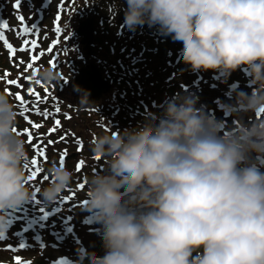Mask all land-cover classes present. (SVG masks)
Returning a JSON list of instances; mask_svg holds the SVG:
<instances>
[{"label":"clouds","instance_id":"9594fccd","mask_svg":"<svg viewBox=\"0 0 264 264\" xmlns=\"http://www.w3.org/2000/svg\"><path fill=\"white\" fill-rule=\"evenodd\" d=\"M125 2L128 28L158 26L181 41V58L193 71L227 77L246 66L254 87L236 94V106L261 116L221 135L222 122L198 108L197 97L177 94L135 128L95 133L88 151L105 167L87 177L85 198L105 253L89 254L90 264H264V171L253 157L264 156V0ZM59 78L51 65L33 76L46 85ZM78 103H93L87 90ZM18 111L0 91V222L3 210L33 195ZM45 177V202L77 183L66 163H50Z\"/></svg>","mask_w":264,"mask_h":264},{"label":"trees","instance_id":"16d2710c","mask_svg":"<svg viewBox=\"0 0 264 264\" xmlns=\"http://www.w3.org/2000/svg\"><path fill=\"white\" fill-rule=\"evenodd\" d=\"M93 2L96 8V15L99 14V11H101L103 7L109 11L107 20L105 21L102 19L100 23L103 24L96 25L95 27L94 36L96 39L93 44L94 53L99 52L98 67L103 78L111 85L109 92L103 94L93 105L90 104L88 105L89 107L81 106L78 103L80 92L76 94L75 88L73 89L70 87V96H65V98L63 91L61 92L64 86L55 83L53 86L47 88L48 92H52L51 98L47 102L42 101L39 104L42 111L47 110L50 113V117H43L40 112H36L34 110L36 107L34 106L35 98L29 99V101L32 102V108L29 109V119L42 125L40 129L31 128V131L34 134L36 143L43 142L47 147V159H40V166L43 169L41 175L43 176L45 174V169L50 163L59 162L56 158V154L59 156L58 152H60V148L63 149V147H65L64 149L66 150H71L70 153L75 151L79 153L76 159H65V163L70 169L76 170V164L81 160L84 161L83 168L80 171L76 170L77 183L73 188L68 189L64 194L60 195L57 198L59 200L55 203L54 201L45 202L43 200L47 205H49V203H54L51 208H47L57 209L56 213H54L55 219L53 220L57 221L60 220V218L67 217L74 224L76 223V225H87V222L83 220L78 222L79 219L76 218L81 210L80 202L82 203V200L86 199V187L80 189L78 185L80 183H85L86 185V179L93 171H103L105 167V162L102 159H95L88 151L87 143L93 135H91L88 128V131L85 130V126H88V122L92 123L98 119L97 121L99 123L97 124L94 122V126H105L110 121L111 124L113 123L121 127L119 132L124 129L137 127L138 124L143 123L146 113L154 112L159 114L162 112V105L168 100H171L170 97L172 93L178 89V77L181 78L182 76V73H177L178 77L175 79V82H173L169 78V73L172 71H168V61H165V58L173 54L177 57L180 53L179 56H181V50L183 48L181 41H176L172 44L169 40L171 36L164 35L160 32L158 26L150 27L144 24L138 26L135 30L129 29L124 23L125 0H93ZM112 24L118 26V33L115 27V33L113 34L114 30L112 31V29L114 28H112ZM127 40H130V43L125 45L127 44ZM164 43H166L165 47H163ZM85 52L86 50H81V55L76 60H81L82 54ZM61 55L62 53L59 55L60 61H63L64 58L68 56V54ZM43 58L44 57H41L40 61L47 64L46 60H43ZM170 60L172 61L173 59ZM4 61H6V57L3 58L0 56V76L1 79H3L0 88L2 87V90L13 99L17 106L19 105V101H16L15 94L20 91L13 89L15 88L14 85H8L7 79H19V82H22L26 72L21 71L24 68L23 66L16 69L9 61H7V64H4ZM59 65L61 66L62 62ZM38 66L37 64L34 67L38 68ZM34 67L32 69H34ZM32 69H29V71ZM181 70L180 68V71ZM5 72L10 73V76L5 77ZM27 76H29V74H27ZM32 82L35 83V80L33 79ZM36 89L41 93V96L46 94L45 86L37 87ZM20 93L24 95L22 92ZM55 97L59 99H55ZM148 100L151 101V104L147 103ZM57 106L61 109L59 113L55 111ZM74 109H79V114L73 116L71 112H75ZM97 109L99 112L92 115L93 111ZM18 110L20 119L18 130L23 132V129L29 128L30 125L20 115L23 109L20 107ZM65 113L69 116L71 114V119L66 118ZM89 116H93V118ZM56 119H60L62 124L56 133L49 134L48 129L55 126L54 121ZM79 126L83 129H79ZM100 131L101 128H99L98 132ZM65 133L69 135L61 142L59 137ZM72 133H74L75 136L71 135ZM21 136L26 139L30 156L29 163H31V159L35 156V150L33 146L28 143L27 135ZM49 139L56 141V143L47 145ZM77 140L82 141V148L77 144ZM69 145H71V148H69ZM59 149L60 151H58ZM85 151H87L86 154ZM92 167L96 168L88 170ZM37 182H39L38 185H46L48 180L41 177L35 183ZM68 196H72V198H66ZM70 201L71 203H69ZM72 210H76V215H72L69 212ZM85 211L86 210H83V212Z\"/></svg>","mask_w":264,"mask_h":264},{"label":"rangeland","instance_id":"374dc122","mask_svg":"<svg viewBox=\"0 0 264 264\" xmlns=\"http://www.w3.org/2000/svg\"><path fill=\"white\" fill-rule=\"evenodd\" d=\"M47 1L48 0H21L20 8L16 9L14 8L15 0H0V5L3 7L1 15L6 16L7 21L9 23V28L6 30V33L9 36L10 43H12V45L17 47V55L15 57V61H17L18 63L23 61V65H24L23 71L26 72L25 78L23 79L22 82H20V85H22V87L14 85L15 88L13 89H17L20 92H22L24 94L25 100L29 104L32 103L31 101H29V99H32L34 97L29 95L27 91L28 88L36 89L37 87H42V86H46L47 88H49L53 86L54 84L53 85H46L43 83L36 84L32 82V80L29 81L26 77H27V74H29V76L32 75L33 69L29 71V69H27V64L33 63V67L37 64L39 66L40 65L53 66L52 62H54L57 65L56 68L60 72V78L57 81V84H62L64 86L63 87L64 89L61 90V92L63 91L64 97L70 96V93H69V91L71 90L70 87L74 89L76 85L74 81V78H75L74 75L76 74V69L82 67V65L88 62L93 63V64H95V62L97 64L99 63L97 62L99 52H97L96 54L95 53L93 54L92 50L89 53V56L85 57L86 61L84 60L83 54H82L81 60H76L81 55V50H82L81 48L82 44L79 42L82 36L81 35L79 36L78 34H76V30L77 28L80 27L79 24L82 20L85 21L88 18H91V16L95 20L93 24L94 28L96 27V25L97 26L99 24L102 25L103 23H100V21L102 19L106 21L108 18L107 16L109 14L108 13L109 11L107 9H104L103 7V9L99 11V14L96 15L95 14L96 8L94 6L93 0H49L48 2ZM61 3H63L64 5L62 12H60ZM58 13L61 15V20H60L61 32L60 33L55 32L56 16ZM21 14L25 17L26 23H28L29 26H31L32 24H36L37 26H39V35H37L36 31L30 32L28 34L19 33L18 30L21 28V24L19 20L17 19V17L18 15H21ZM29 17H31V19H29ZM115 27L117 28L116 30L118 33V26L117 25L115 26V24H112V28H114L112 29V31L114 30L113 34L115 33ZM61 36L63 37V39L56 46L55 51L49 53L47 49L49 45L51 44V42ZM31 39H37L39 41L40 47L37 51L40 50V52L44 53L42 57H44L43 60H46L47 64L40 61L41 58H39L36 62L31 61L30 55H32L33 52L31 50L30 45L27 46L28 50L20 51L22 47H25L23 44V41L31 40ZM95 39H96L95 36H92V42H94ZM169 40L170 42H172V44L176 42L172 38L171 39L169 38ZM126 43L127 44L125 45H128V43H130V40H127ZM165 46H166V43L163 44V47ZM0 47L3 49V50L0 49V56L5 55L7 58H10V55L6 53L7 51L5 52L4 45L0 43ZM67 48H69L68 56L65 57L63 61H60L59 55L61 53L62 55L67 54L65 51ZM39 53H36V54L39 55ZM21 55L23 56V59L19 61V56ZM165 60L168 61L169 60L168 57L165 58ZM15 61H9V62L10 64H12V63H15ZM61 62H62V65L60 66L59 64ZM4 64H7V62L5 61ZM170 64L171 63H169V65ZM180 64L181 65L184 64L186 66V72H187L186 76L179 78L177 76L178 74L176 72L177 70L175 69V67L168 66V71L172 70V72L169 73L170 74L169 78L173 82H175V79L178 77L179 81L177 82V84L179 85L180 83L181 85H183L182 88L185 89L187 92L195 95V97L201 94L200 89L203 86H205L204 83L207 84L210 79H214L210 81V83H208V87L211 83L215 84L216 92L210 95H205L203 97H197L198 99H197L196 106L198 108L203 107L206 114L209 115L213 120L222 122L223 130L221 132V135L231 130L240 128L242 123L249 124L251 123L252 119L254 118L258 119L261 116L260 112L249 113L245 111L243 108H239L238 106H236V94L237 93L243 91L245 93L251 94L253 91L254 86H252L250 83L252 77L250 73L248 72V69L246 66L242 65L238 69L232 71L230 75L225 77L224 75L219 76L217 72L218 70H214V69H208V70L201 69L200 73H202V75L200 74L197 75V71H193L190 65L185 64L183 62L182 58L180 60ZM87 65L88 64H86L84 67L90 69L88 67L89 65L88 66ZM1 83H3V79H1V76H0V84ZM219 86L221 88H219ZM188 89H191V91H188ZM0 91H3L2 87L0 88ZM48 93H50L52 96V92H48ZM101 96L98 99L94 100L93 103L91 104L93 105L94 102L98 101L101 98ZM55 99H59V98L55 97ZM205 101L207 102V104L209 103L210 106L206 107ZM147 103L151 104V101L148 100ZM229 105H232V107L229 108L228 107ZM34 106H37L35 101H34ZM20 107L21 106L19 103V105H17V108H20ZM226 110L228 114L226 113ZM74 111L75 112L73 113L71 112L73 116L75 114H79L78 112L80 110L74 109ZM98 112L99 110L97 109L93 111L92 115ZM89 117L93 118V116H89ZM97 120L95 121L89 120V121H94L95 123L98 124L99 122ZM94 122L92 123L88 122V126H85V130H87L88 128V130L91 132V135H94L95 132L97 133L99 128H101V131H107L111 128V130L114 132H119L121 128L119 125H116L113 123L111 124L110 121L105 126L101 125V127L94 126ZM79 129H83V128L79 126ZM72 144H76V143H72ZM64 148L65 147H63V149L60 148L61 151L60 149L58 150L60 151L58 152L59 156L58 154H56V158L58 161H59L60 154L64 150H66ZM69 148H71V145H69ZM70 151L71 150H67L68 155L71 156L67 160L78 158L79 153H76L77 151L72 152V153H70ZM86 153L87 151H85V154ZM253 157L257 159L258 156H256L255 153H253ZM260 157L264 158V156H260ZM32 167L34 166H32L31 163H29V167L27 169L29 174H30V169ZM260 170L264 171V168L261 167ZM41 177L44 178L45 174L43 176L40 175L38 178L34 180L38 181L39 178ZM57 200L59 199H56L54 203ZM54 203L49 207L51 208L54 205ZM69 203H71V201ZM73 206L77 208L75 205ZM19 208H22V206H19ZM69 212L72 215H76V210H72ZM82 212L83 211L80 210L78 216L76 217L77 219H79L78 222L85 220L83 218H86L89 216V214L85 212L82 213ZM3 214L5 215L6 219L3 222H0L1 223L0 232H7L8 229L6 230L7 228L6 225L10 222V220L14 218L9 214H6V213H3ZM24 220L26 221L28 220V218L25 217ZM60 222L61 220H57V223L59 224V226L62 225L60 224ZM88 223H90V221H88ZM81 227H83V225H81L80 228ZM30 230L33 233L31 235L30 234L27 235L28 242L25 248L18 249L16 247V244L19 242V239L18 237H16L15 233L12 235L11 234L7 235L5 239L0 238V240L2 241L0 245V250H2L1 252L4 254L3 257L0 256V264H10L11 258L12 260L16 261L15 256L16 257L19 256L22 260H28L27 257L30 258L31 262L28 260L30 264H77L78 261H79V264H90L89 257H87L88 255L87 256L85 255L87 258L81 257V256H84V254L79 253L80 251H77V248H76L77 246L80 247L84 244L82 239L78 244H60L57 247L58 249L53 248L51 245L42 244L41 242L38 241L40 243L38 247L37 245H32L29 243V241L37 242L36 240L38 239L37 238L38 235L35 236V234H38V233L34 231V229H30ZM83 230H85V228ZM70 234H73V233H70ZM85 241L87 242V246L90 251H95L98 249V251L95 253L97 254L95 255L96 257H102L104 255L105 249L103 248V242L101 239L97 238L94 235H85ZM94 243H96V245ZM85 249L87 250L86 245H85ZM10 254L12 255V257L10 256Z\"/></svg>","mask_w":264,"mask_h":264},{"label":"snow or ice","instance_id":"6c2138e0","mask_svg":"<svg viewBox=\"0 0 264 264\" xmlns=\"http://www.w3.org/2000/svg\"><path fill=\"white\" fill-rule=\"evenodd\" d=\"M21 5V0H15V4H14V8L19 9ZM63 3H61L60 6V12L63 11ZM17 19L19 20L20 24H21V28L18 30L19 33L21 34H28L30 32L36 31L37 35H39V26H37L36 24H32L31 26H29L28 23H26L25 17L21 14L18 15ZM29 19H31V17H29ZM60 20H61V15L58 13L56 16V25H55V32L56 33H60L61 32V27H60ZM9 28V23L7 20H3L0 21V41H3L4 46L9 50V54H10V58H15L17 55V49L16 47H14L7 39L5 32L3 31L4 29H8ZM63 39V37H58L57 39L53 40L51 42V44L49 45L47 51L49 53L55 51L56 46L60 43V41ZM23 44L25 47H22L20 49V51H25L28 50L27 46L30 45L31 46V50L33 52V54L31 55V61L32 62H36L40 56L44 55L43 52H40L39 55L36 54V51L39 49L40 47V43L37 39H31V40H24ZM52 62V61H50ZM21 63H23V61H21ZM53 67H56L57 65L52 62ZM33 68V63H28L27 64V69H32ZM5 77L10 76V73L5 72L4 73ZM33 76H34V72L32 73L31 76H27L26 78L31 81L33 80ZM36 84H40L39 81H35ZM7 84L8 85H16L19 87H22V85H20L19 79H7ZM7 91V90H6ZM28 93L30 96L35 98V102H36V107H35V111L36 112H40L42 114L43 117H50V113L47 110H41V108L39 107V104L43 101V102H47L50 98H51V94L48 93L47 87L45 86V93H47L44 96H41V94L34 88H28L27 89ZM15 98L17 101H19L21 108L23 109V111L20 113V115L23 117V119L25 121H27L30 125L29 128H25L23 129V132H21L20 130H16L18 135H27V139H28V143L31 144L35 150V156L31 159V165L34 166L30 169V175H29V179L30 180H34L36 178H38L42 173H43V169L40 166V159L43 158L44 160L47 159V147L45 146V144L43 142L41 143H36V139L34 137L33 132L31 131V128H35V129H40L42 127V125L38 122H33L32 120L29 119V109L32 108V105L29 104L26 100L24 95H22L20 92H17L15 94ZM55 111L57 113H59L61 111L60 107L57 106ZM261 111H264V109H262ZM27 113V114H26ZM66 118L71 119V116H69L67 113H65ZM55 126L50 127L48 129V133L49 134H54L58 131L59 127L62 124V121L60 119H56L54 121ZM69 134L65 133L64 135H61L59 137V140L61 142H63L67 136ZM71 135L75 136L74 133H72ZM56 143V141H53L52 139H49L47 141V145H52ZM77 144L80 146V148L83 147L82 141L77 140ZM79 150V149H78ZM68 155L67 150H64L59 157V162L61 164L65 163V157ZM95 159H100L99 156L95 157ZM84 166V161L81 160L76 164V170L80 171ZM29 167V166H26ZM46 179V177H44ZM78 187L80 189H83L85 187V183H80L78 185ZM68 199H71L72 196H68L66 197ZM84 203H87V201H83ZM16 261L17 264H30V262H25L23 261L20 257H16Z\"/></svg>","mask_w":264,"mask_h":264},{"label":"water","instance_id":"95a60500","mask_svg":"<svg viewBox=\"0 0 264 264\" xmlns=\"http://www.w3.org/2000/svg\"><path fill=\"white\" fill-rule=\"evenodd\" d=\"M77 34L82 36L80 43L83 44L84 47L89 48L93 36V19L88 18L87 20L82 21L80 27L77 29ZM89 52L90 49H88V53ZM88 65L87 66L90 69L83 67L78 70L74 81L77 83V86H79L77 87V90H87L90 100L94 101L103 93L109 91L110 84L102 77L99 68L95 64L90 63Z\"/></svg>","mask_w":264,"mask_h":264}]
</instances>
